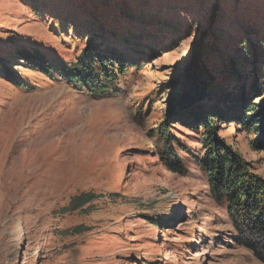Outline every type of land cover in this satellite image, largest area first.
<instances>
[{"label": "rangeland", "instance_id": "1", "mask_svg": "<svg viewBox=\"0 0 264 264\" xmlns=\"http://www.w3.org/2000/svg\"><path fill=\"white\" fill-rule=\"evenodd\" d=\"M89 47L125 70L98 96ZM263 109L264 0H0V264H263L199 165L211 125L264 179Z\"/></svg>", "mask_w": 264, "mask_h": 264}, {"label": "trees", "instance_id": "2", "mask_svg": "<svg viewBox=\"0 0 264 264\" xmlns=\"http://www.w3.org/2000/svg\"><path fill=\"white\" fill-rule=\"evenodd\" d=\"M94 50L92 47L84 49L65 76L81 84L92 95L98 96L108 92L125 70L121 63L109 68L110 62L101 60ZM204 51L205 42L201 36L193 43L191 59L185 74L189 86L181 98L180 106H187L205 93L206 83L199 85L202 67L198 63ZM32 56L44 69L43 54L35 50ZM260 113L264 115V109ZM210 126L204 128L205 150L199 165L206 172L213 196L226 207L234 231L233 240L252 252L254 257L264 264V179L251 173L245 161ZM172 156L176 161V169H180L178 156L176 154Z\"/></svg>", "mask_w": 264, "mask_h": 264}]
</instances>
